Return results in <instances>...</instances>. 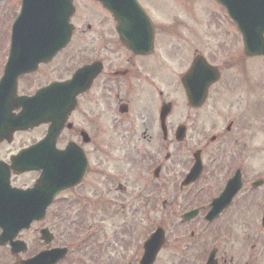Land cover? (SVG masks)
<instances>
[{"label":"flooded vegetation","instance_id":"obj_1","mask_svg":"<svg viewBox=\"0 0 264 264\" xmlns=\"http://www.w3.org/2000/svg\"><path fill=\"white\" fill-rule=\"evenodd\" d=\"M91 1L94 23L89 16L84 20L79 0H74L70 43L36 67L31 61L16 86L11 80L1 83L11 36L1 38L0 198L9 197L13 188L33 187L40 178L41 171H19L13 156L47 136L53 111L61 119L56 147L67 157L79 155L81 162L84 153L87 166L82 181L61 191L52 207L61 216L67 201H90L100 151L102 158L107 153L100 150V141L110 138L102 124L117 107L119 115H126V203L138 204L126 218L154 220L165 230L154 264H207L210 257L211 264H261L253 255L237 259L248 237L236 235L232 240L233 223L225 221L241 216L234 206L238 196L209 220L212 202L237 169L244 181L240 194L248 189L251 158L257 152L252 138L259 130L255 101L264 97V74L257 67L263 57L245 51L242 19L234 20L226 4L214 0L221 12L217 25L207 13L200 21L187 17L182 7L179 16L176 8L163 9L158 0H138L143 11L127 15L121 40L111 13ZM0 15L3 18L2 10ZM78 19L88 22L83 30L92 36H77ZM78 38L79 50L73 51ZM85 66L81 82L68 84ZM52 83H61L59 93H41ZM21 96L29 97V104L27 127L19 129ZM132 186L141 187L131 191ZM249 191L264 194V186ZM218 222L221 230L211 227ZM142 247L139 243L128 264H140Z\"/></svg>","mask_w":264,"mask_h":264},{"label":"rangeland","instance_id":"obj_2","mask_svg":"<svg viewBox=\"0 0 264 264\" xmlns=\"http://www.w3.org/2000/svg\"><path fill=\"white\" fill-rule=\"evenodd\" d=\"M91 2V0H79L78 6L84 20L85 17L89 16L90 23H94L96 18L94 15L95 7ZM158 4L163 9L176 8V13L179 16L183 14L182 9L179 8L182 7L187 17L200 21L205 19V13H207V19L211 18L213 24L218 23L219 13H221L212 0H158ZM20 5V0H0V10L3 12V18L0 15V42H2L1 38L9 37L12 21L19 12ZM84 20H77L78 37L93 35L83 30L88 24ZM202 27L201 25L198 26L200 30ZM78 40L82 42L78 38L72 48L73 51L79 50L77 49L80 46ZM257 65L258 72L264 74V59L259 58ZM255 109L259 130L252 140L256 144L257 152L251 158L252 164L248 171V177L264 174V151L262 150L264 144V97L255 101ZM102 131L110 133V138L100 141V150L103 148L107 153L102 158L100 151L97 167L99 168V175L96 176V181L93 183V191L88 199L90 201H86V203L71 202L73 199L67 201V207L62 210L61 216L55 214L58 211L56 210L57 207L52 208L42 223H37L30 231H24L20 234V238L27 241L29 249L25 254H20L19 257L23 258L26 255L34 254L45 246L39 237V230L46 226L54 234V240L50 243L52 246H73V248L70 247L66 261H60L59 264H126L128 256L132 255L133 249L136 248V245L129 241L136 237V232L133 229L139 225L144 230V234L147 235L150 233L149 230L154 227H152L153 224L151 225L153 221L150 220L126 218V212L131 211L134 206L138 207V204L126 203V115L124 117L119 115L115 107L114 113L104 119ZM119 183L124 185V190L118 189ZM139 187L141 186H132L131 191ZM244 198L235 208L237 210L239 207L243 213L245 207L249 206L247 214H249L250 220L239 215V218L225 222L233 223V227L231 226L234 233L232 240L236 239V235L248 237L245 242L247 245H244L242 251H239L237 259L242 261L253 255L261 264H264V227L261 223L264 195L258 193L249 197L244 196ZM255 202L257 203L255 204ZM65 210L67 216H63ZM82 211L83 213H81ZM253 212H255V216L251 218ZM246 222L250 225L248 226ZM220 223L218 222L217 225L211 227L221 230L223 227L220 226ZM228 232V228L222 232L225 233L223 242L225 247L228 242ZM79 243L83 244L80 249L77 248ZM254 244L256 245L252 247ZM234 254L237 253L234 252ZM228 256L230 257V255ZM14 262L15 256L10 252V247L0 245V264H13Z\"/></svg>","mask_w":264,"mask_h":264},{"label":"water","instance_id":"obj_3","mask_svg":"<svg viewBox=\"0 0 264 264\" xmlns=\"http://www.w3.org/2000/svg\"><path fill=\"white\" fill-rule=\"evenodd\" d=\"M73 0H23L22 11L13 27V36L16 48L13 59L15 61L27 59V53L35 48L39 55L36 60L48 61L70 40L72 25L69 19L74 11ZM111 10L118 23V31L122 39H125L126 13H133L139 10L136 0H100ZM225 1V0H219ZM229 1V0H228ZM230 2V1H229ZM234 3L242 7L243 18L251 16V26L248 23L242 24L245 36L246 51L250 54H264V0H231L229 8L232 15L237 17L233 10ZM248 9L245 11V9ZM247 14V15H246ZM240 20V19H238ZM21 53V54H20ZM36 67V65H34ZM30 70V69H28ZM16 86V81L13 80ZM12 81V82H13ZM24 104L25 111H28L27 100L20 102ZM50 112H47L45 119H48ZM51 112L50 119L53 128L59 130L60 116ZM57 133L55 135V138ZM48 151L45 155L36 154L31 160V167L42 169L43 174L33 189L16 190L13 188L11 198H3L0 202V226L3 232L0 235V243L10 242L12 251L18 253L26 250L25 242L14 239L24 228H29L34 220L45 217L46 209L53 201L55 195L63 188L75 184L77 181L68 180L63 177L64 173H72L75 166L65 164L60 152L55 149V140L46 139L41 144ZM25 157L24 151L17 159ZM27 163V162H26ZM241 187L240 177L223 194L224 199L216 200L214 211L218 214L224 206L228 205L234 193ZM264 223V219H263ZM42 238L49 242L52 235L48 229L42 230ZM161 232H156L145 245V254L141 264H152L160 248L159 239ZM67 249L44 251L34 258L22 260L21 264H54L62 258Z\"/></svg>","mask_w":264,"mask_h":264}]
</instances>
